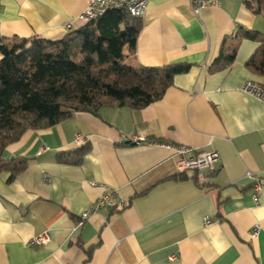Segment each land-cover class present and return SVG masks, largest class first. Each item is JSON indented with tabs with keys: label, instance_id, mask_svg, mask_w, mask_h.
Instances as JSON below:
<instances>
[{
	"label": "crops",
	"instance_id": "1",
	"mask_svg": "<svg viewBox=\"0 0 264 264\" xmlns=\"http://www.w3.org/2000/svg\"><path fill=\"white\" fill-rule=\"evenodd\" d=\"M89 1L0 0V41L61 40L67 24L84 26ZM246 2L221 0L195 16L190 0H149L127 62L191 69L144 109L76 113L8 147L5 159L28 166L12 181L0 174V264H264V103L242 91L263 82L246 66L259 45L243 33L264 34V16ZM83 145L90 151L80 164L58 160ZM168 145L220 159L203 181L194 172L174 179L178 158ZM248 173L263 186L257 199ZM109 190L127 206L80 225ZM46 232L49 243L30 246Z\"/></svg>",
	"mask_w": 264,
	"mask_h": 264
},
{
	"label": "trees",
	"instance_id": "2",
	"mask_svg": "<svg viewBox=\"0 0 264 264\" xmlns=\"http://www.w3.org/2000/svg\"><path fill=\"white\" fill-rule=\"evenodd\" d=\"M246 4L264 16V0H247ZM143 26L142 18L132 17L126 9H112L97 21L67 32L61 40L0 41V174L9 171L12 181L26 170V159L8 160L4 153L28 131L49 129L76 113L99 117L106 107L141 110L165 96L174 77L187 73L192 65L128 63ZM243 34L259 45L246 66L263 78L264 87V34ZM89 151V145H83L60 153L58 160L78 165ZM92 250L87 251L88 257Z\"/></svg>",
	"mask_w": 264,
	"mask_h": 264
},
{
	"label": "built area",
	"instance_id": "3",
	"mask_svg": "<svg viewBox=\"0 0 264 264\" xmlns=\"http://www.w3.org/2000/svg\"><path fill=\"white\" fill-rule=\"evenodd\" d=\"M190 3L192 13L198 16L203 9L212 6H220L221 0H190ZM148 4L149 0H90L87 8L79 16L78 20L84 25L89 24L97 21L112 9H126L132 17L143 18ZM65 29L67 32H71L74 29V25L69 23L66 25ZM242 91L246 95L254 97L264 103V87L262 84L248 81L244 85ZM84 142L85 138L81 134L77 135L76 143L82 145ZM167 147L172 151L173 155L178 158V173L185 174L187 172H194L197 174L198 180L200 181H203L208 173L215 170L216 164L220 159V155L216 151H200L183 145H168ZM248 177L254 181V198L257 199L262 193L263 186L259 183L257 176L248 173ZM116 195V190L106 191L90 209L82 214L79 224L83 225L93 215L101 211H112L116 208L124 209L127 203L121 200L117 204ZM211 223V220L206 219V225H210ZM259 232V226H255L252 230V237H257ZM49 242L50 235L46 232L32 239L30 241V246L45 245ZM171 258L173 260L176 256L174 255Z\"/></svg>",
	"mask_w": 264,
	"mask_h": 264
}]
</instances>
